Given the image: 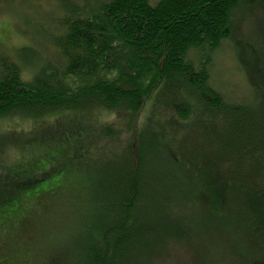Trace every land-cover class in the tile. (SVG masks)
<instances>
[{
  "label": "trees",
  "instance_id": "1",
  "mask_svg": "<svg viewBox=\"0 0 264 264\" xmlns=\"http://www.w3.org/2000/svg\"><path fill=\"white\" fill-rule=\"evenodd\" d=\"M20 6L24 42L0 43V222L69 181L84 207L78 264H157L186 239L175 220L185 207L213 221L237 202L264 237V0ZM225 42L249 98L213 86ZM186 177L200 187L185 186ZM28 217L16 229L28 223L34 232ZM11 253L2 264L27 258Z\"/></svg>",
  "mask_w": 264,
  "mask_h": 264
},
{
  "label": "rangeland",
  "instance_id": "2",
  "mask_svg": "<svg viewBox=\"0 0 264 264\" xmlns=\"http://www.w3.org/2000/svg\"><path fill=\"white\" fill-rule=\"evenodd\" d=\"M0 1L3 4V12L0 13V43L10 50L21 45L25 39L15 26L17 17L25 13L20 3H31L32 0ZM211 75L213 86L222 93L239 99L249 98L247 77L237 60L232 43L225 42L214 57ZM147 112L148 106L141 112L140 119ZM125 139V132H121L117 144ZM191 179L186 177L185 186L193 187L196 183L198 187V180ZM44 184L50 186L49 183ZM73 186L72 182L66 181L65 190L58 188L49 195L42 193L34 198L39 205L31 204L28 210L24 209L12 216L13 221L0 222V255L12 252L23 257L26 254L27 258L21 264H39L52 257L59 264H78L73 243L83 228L84 207L78 202L74 203V194L70 193ZM185 209L188 210L187 207ZM186 210L187 214L182 213L175 219L179 225H183L182 236L186 239L172 243L168 250L166 248V254H163L159 264H253L264 258V237L251 230V222L241 204L230 202L224 216L213 221L202 220L197 211ZM206 210L211 211L210 206ZM25 212L35 227L34 232L28 223L19 224L16 229V219ZM41 230L49 232L43 236L40 235ZM3 261L0 256V264ZM13 264L20 263L14 261Z\"/></svg>",
  "mask_w": 264,
  "mask_h": 264
}]
</instances>
